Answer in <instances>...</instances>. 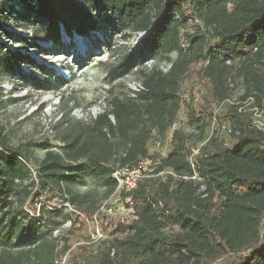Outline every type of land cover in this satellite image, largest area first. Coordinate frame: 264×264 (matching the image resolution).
<instances>
[{
  "label": "trees",
  "instance_id": "16d2710c",
  "mask_svg": "<svg viewBox=\"0 0 264 264\" xmlns=\"http://www.w3.org/2000/svg\"><path fill=\"white\" fill-rule=\"evenodd\" d=\"M9 9L29 21L19 28L37 27L19 38L29 47L105 26L142 34L137 53L122 56L120 65H134L145 89L136 97L108 96L95 118L60 111L52 126L61 142L55 149L47 139L11 144L0 120V264H57L61 255L66 264H264V130L226 102L253 97L264 113V0H0L4 36ZM148 58L155 63L145 68ZM26 60L27 53L8 49L2 67ZM161 62L170 67L160 69ZM195 64L205 88L184 105L194 131L174 129L164 156L152 155L154 174L124 193L134 216L101 214L107 236L95 253L90 241L78 239L75 223L53 236L74 212L90 217L96 210L97 199L73 184L90 176L108 196L117 166L134 165L152 139L168 137L182 105L180 82ZM58 100L68 103L62 94ZM212 114L230 131L209 133ZM36 145L45 151L32 164Z\"/></svg>",
  "mask_w": 264,
  "mask_h": 264
},
{
  "label": "rangeland",
  "instance_id": "374dc122",
  "mask_svg": "<svg viewBox=\"0 0 264 264\" xmlns=\"http://www.w3.org/2000/svg\"><path fill=\"white\" fill-rule=\"evenodd\" d=\"M8 13L11 16L5 28L8 29L9 35L4 36L0 33V43H3V46L0 44V89L2 91L0 120L5 126V132L11 144L24 145L30 140L41 142L47 139L55 149L61 142L52 126L56 124L60 111L69 112L75 119L87 120L88 115L94 116L102 110L108 96L129 95L132 83L141 79L134 65L131 67L120 65L122 56L130 52L137 53V42L140 41L138 35L135 36L128 30L121 32L105 26L84 37L76 34L67 36L62 32L59 44L43 38L36 41V47H29L24 39L19 38L27 39L37 27L28 24L27 27L19 28L17 25H23L29 21L26 17L17 18L10 9ZM114 17H117V13ZM118 22L125 24L123 19H119ZM8 49L19 50L22 55L27 53V60L23 65L4 69L2 63ZM136 62L137 68H142V60L136 58ZM199 66L200 64L193 65L180 82L182 105L178 112L177 124L187 133L193 132L194 129L186 125L184 105L191 99L198 100L205 88V82L198 72ZM60 94L65 96L67 104L62 105L58 100ZM216 113L220 114L219 110ZM211 116L210 124L213 121V114ZM217 118L216 130L225 132L226 129L221 127L223 119L219 121ZM155 142L152 139L149 143L151 151L156 148ZM167 148H169L168 145ZM32 149L34 156L32 164H36V161L42 157L45 147L36 145ZM72 187L79 192L91 193L97 199L96 208L108 198L103 193L105 186L90 176L73 184ZM105 214L115 218L113 215L103 213ZM72 216L71 224L65 220L59 233L73 227L72 223H75L74 225L80 227L78 239L81 242L90 241L92 251L95 253L102 246V241L91 239L89 229L94 213L86 217L81 212H74ZM100 220L101 214L98 224ZM80 221L83 224H80ZM104 232L105 239L107 231Z\"/></svg>",
  "mask_w": 264,
  "mask_h": 264
},
{
  "label": "built area",
  "instance_id": "2783aa9c",
  "mask_svg": "<svg viewBox=\"0 0 264 264\" xmlns=\"http://www.w3.org/2000/svg\"><path fill=\"white\" fill-rule=\"evenodd\" d=\"M197 20L195 19V22ZM142 34H139L138 36L141 38ZM155 63V61L152 58H148L143 62V66L146 68H150L153 64ZM160 69H163L164 71H166L169 67H170V63L169 62H161L160 64ZM145 88L144 86L141 84L140 81H134L132 83V86L129 88V96L130 97H136V95L138 94V92L143 91ZM181 93H180V97H181ZM226 102H229L233 105H237L238 106V111L242 110V111H246L250 114V124L253 127H258L259 129L264 130V113L259 109V107L254 103V99L253 97H247L245 99H238V97L232 96V98H229L226 100ZM224 103H221L219 106L216 107V109L214 110V112H216L217 110H220L222 108ZM104 107V106H103ZM102 107V108H103ZM99 112H102L99 111ZM98 112V113H99ZM96 113L94 116H90L88 115V118H95V116L98 114ZM87 118V119H88ZM216 115L213 114V121L212 123L209 125L210 126V130L209 133H213L214 131H216L215 128V122H216ZM219 120V118H217ZM221 127L224 129H226L227 131H230L229 125L225 122H222ZM178 128V124H177V120L171 125L170 128V133L168 134V137L164 140V141H156L154 143V146H156V148L151 151L150 147H149V153L147 156L141 157L137 160V162L130 166L128 164L126 165H122V166H117L111 173V177L116 181V187L115 189L111 192L110 195H108V198H106L102 203H100L97 208H95L96 210L94 211V216L92 218V220L90 221V235H91V239L93 241H103L105 240V232L102 229L101 225L98 224V220L100 218V214L103 213H108L110 215H113L115 217H117L119 220H127L130 217L134 216V207H132V199L129 195H124V193H126L129 190H132L138 179L141 176H149V174H154L155 171V161L152 157L153 153L158 152L161 156H164L165 152L169 149L167 148V143L170 137H172V131L174 129ZM165 142V143H164ZM197 151V149H195L193 152L195 153ZM171 173L172 176L175 177H183V178H188L187 176H183V175H176L175 173L169 171ZM157 174H161V172H157L155 173ZM191 178L195 179L197 178V175H193L191 176ZM63 206H65V208L67 210H69L70 212L72 210V207L69 205V203L64 202ZM69 224H71L70 220H67ZM64 224V223H63ZM62 224V226H64ZM68 224V225H69ZM61 226V227H62ZM60 228L59 229H55L53 231V236H57L59 235ZM66 259V255H61V257L59 258L57 262V264H64Z\"/></svg>",
  "mask_w": 264,
  "mask_h": 264
}]
</instances>
